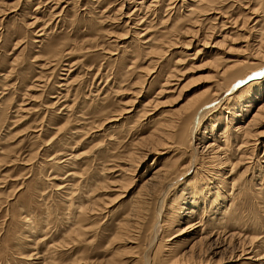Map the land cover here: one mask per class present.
<instances>
[{"label": "rangeland", "instance_id": "obj_1", "mask_svg": "<svg viewBox=\"0 0 264 264\" xmlns=\"http://www.w3.org/2000/svg\"><path fill=\"white\" fill-rule=\"evenodd\" d=\"M152 1L0 0V264H107L116 255L123 264H264V118L247 128L258 139L253 148L237 151L242 134L232 136L264 103V94L250 108L245 99L264 67L231 83L247 70L234 63H252L255 37L264 40V0H215L197 23L186 16L191 0H171L170 9L169 0ZM236 19L246 21L241 30L229 24ZM191 28L200 37L191 38ZM223 67L231 71L220 75ZM215 93L191 129L201 136L221 108L214 132L222 134L226 186L195 171L193 158L188 165L190 148L172 144L142 158L165 118ZM233 99L235 119L232 106L223 109ZM161 164L183 169L159 190L142 189ZM188 184L202 185L200 195L179 204L169 227L167 203L188 201ZM137 195L148 205L141 229L128 233L131 244L118 231ZM228 234L236 239L228 243ZM204 238L211 243H196ZM194 244L193 257L172 263Z\"/></svg>", "mask_w": 264, "mask_h": 264}, {"label": "bare ground", "instance_id": "obj_2", "mask_svg": "<svg viewBox=\"0 0 264 264\" xmlns=\"http://www.w3.org/2000/svg\"><path fill=\"white\" fill-rule=\"evenodd\" d=\"M153 1H158V0H153ZM152 1V2H153ZM242 0H232V2H236V3H239L241 2ZM245 1H248V2H253L254 0H245ZM259 2H262L260 0H258ZM215 0H191L190 1V4L187 6V9H186V12H187V15L186 16H192L194 17L195 15H204V14H207L209 11H210V7L214 4ZM264 2V1H263ZM151 3V2H150ZM173 2H171V0H169V3L166 7V9H170L172 8V5ZM147 7H144V5H142V2H140V8L146 12ZM138 11V10H137ZM136 10H134L133 12H137ZM166 11V10H165ZM213 11V10H211ZM255 11V10H254ZM207 12V13H206ZM264 14V12H263ZM127 17V16H126ZM202 17V16H201ZM264 21V17H262ZM261 18V19H262ZM129 21V20H128ZM141 21V20H140ZM140 21H137V22H140ZM199 20L197 18L194 17V20L192 21V23H197ZM130 22V21H129ZM245 20L242 21V23L240 21H238L237 19L236 20H233L232 22H230L229 24H232L234 27L238 28V26L240 27V30L243 28L244 24H245ZM141 23V22H140ZM222 28H224L227 24V21H222ZM224 23V24H223ZM195 28V27H194ZM145 29V28H144ZM199 29V28H198ZM215 29V28H214ZM191 30V34H192V37L193 39H197V37L200 35H198L200 31L199 30H192V28L190 29ZM227 30V29H226ZM143 31H146V30H143ZM256 30H254L255 32ZM171 32V31H170ZM187 32V31H186ZM185 32V33H186ZM212 32V31H211ZM261 32V30L259 31ZM190 33V32H188ZM202 33V32H201ZM225 33V32H223ZM257 33V32H255ZM253 33V34H255ZM263 33V32H262ZM261 33V34H262ZM207 34V33H205ZM211 37L213 35V33H209ZM256 35V34H255ZM259 35V34H258ZM263 35V34H262ZM262 35H259L258 37H255L256 39H258L257 41H259L260 43L258 44L259 48L257 51H254L253 53V61L252 63L250 64H247V63H244V62H237V63H234V66L237 68H241V67H244L245 68V72H243L242 70V73H239V74H236L235 75L233 74L232 76V79H231V83H234L235 81L237 82L238 80L242 81L246 78L245 76H247V74L251 71H255V70H258L262 67H264V40L262 41L261 40V36ZM142 36V35H141ZM214 36V35H213ZM200 37V36H199ZM254 38V40H255ZM41 39V38H40ZM225 38L222 37L221 39V43H223L225 40ZM201 41H203L202 43H200ZM208 39L205 37L203 40L201 39L200 42L198 40V43H200V46L202 45L204 48L207 47V44H208ZM256 41V42H257ZM145 42V41H144ZM146 42L148 43H151L149 40H147ZM254 42V41H253ZM206 44V45H205ZM217 44V42L215 43V45ZM165 45V43H164ZM214 45V46H215ZM213 46V47H214ZM150 50L152 49V46L151 48L148 47ZM203 48V49H204ZM156 48H153L151 52H155ZM261 49V50H259ZM149 50V51H150ZM160 50V49H159ZM158 50V51H159ZM148 51V52H149ZM164 51V50H163ZM151 52H149L148 54H150ZM157 56L158 55H161V50L159 52H157ZM155 53V54H156ZM164 53V52H163ZM153 54V53H152ZM52 62V61H51ZM50 63V62H48ZM152 63V62H151ZM45 65V64H44ZM47 65V64H46ZM217 66V65H216ZM215 66V67H216ZM233 66V65H232ZM233 66V67H234ZM241 66V67H240ZM218 67V66H217ZM235 68V69H236ZM243 69V68H242ZM228 70H230V68L228 67H223L219 70V73L220 75H225L227 74ZM233 70V69H232ZM231 71V70H230ZM230 76V75H229ZM258 79L259 77H254L253 79ZM256 79V80H257ZM246 82V81H245ZM241 83V82H240ZM230 85V84H228ZM239 85V84H238ZM231 86V85H230ZM237 86V85H236ZM229 87V86H228ZM247 89V96L248 97H244L246 99V103L248 104V107H252L251 105L254 103V102H259L260 98L262 97V95L264 94V79L261 81H256L252 84H250L248 87H246ZM232 90V89H231ZM255 92V93H253ZM219 93V92H218ZM250 94L252 96H250ZM201 96V97H200ZM203 94L202 95H197L195 96L194 98H190V102L188 103L187 107H186V111H183L185 110V108L182 110L184 112V114H182L183 112H181V114H179L178 116H176V118H165L158 126V128L156 127L155 131L151 134H149V136H147L146 138L148 139L149 138V144H148V149H146V153L145 155L142 154V158H144L145 160V157L146 155L150 156L152 154H158L160 153L159 151L160 150H167V148H172V144L174 145V149H177V148H180L179 150L183 149L185 151H188V149L190 148L192 150V154L190 156V159H189V162H188V165L191 164V160L192 158L194 159V170L197 171L198 169V172L201 171L202 174H206V176H208V179L210 180L211 183H215L216 186H219L218 188L221 189V187L223 186H226L228 182H222L221 181V178H223L224 175H226V172L224 171V173L222 174V177H221V170L223 171L224 170V167H226V164L223 160V158H221V155L223 154V151H222V148L223 146H221V144H219V137H221V132H220V135L219 137L216 136V133L214 132V128H215V122L219 121V119L221 118V108L218 110V113L217 115L215 116V118H212V119H209L208 121H210V123L208 122V124L205 126V128L203 129L202 133H201V136H199V134L197 136H195V138L192 136L193 134V129H191L193 123H194V120H201L202 119V116L205 115V113L208 111V107L213 104L214 102H216L217 100V96L218 94L215 93L213 94L212 98H208L204 95V97L202 98ZM219 97V96H218ZM208 98V99H207ZM242 98V97H241ZM248 99V100H247ZM241 103V101L243 99H239ZM232 101V102H231ZM230 103L231 104H227L226 105V108L224 107L223 109H227L229 110V108L232 106V108L230 109V116L231 118L233 117L234 119L237 118V113H239L240 111H238L240 108H238V103L235 102V99L231 100ZM237 101V100H236ZM187 102V101H186ZM243 102V101H242ZM263 102V101H262ZM244 103V104H246ZM230 105V106H229ZM261 105V104H260ZM249 110V109H248ZM227 112V111H226ZM177 114V113H176ZM165 115V114H164ZM183 115V116H182ZM264 103L259 106V108L256 110V112L252 115V117H250L251 119L247 122L246 124V127L244 128H236L233 130V135L234 138L236 139L237 138V135L238 133L240 132L241 135V139H240V146L238 147L237 151L238 150H241L240 147H244V146H249L248 144H250L251 142V148L254 147L253 143L254 142H257V140H254L251 141L250 138L253 136L251 135L252 134V130H249L247 129L250 125L253 126L254 123H256L257 121L259 122L260 120H262L264 117ZM163 118V116H162ZM207 122V121H206ZM200 123V122H199ZM255 125V124H254ZM257 126V125H256ZM196 127V126H195ZM194 127V128H195ZM255 127V126H253ZM252 127V128H253ZM197 128V127H196ZM200 128V127H199ZM251 128V129H252ZM218 133V132H217ZM244 134V136H243ZM243 136V137H242ZM255 136V134H254ZM254 138V137H253ZM252 138V139H253ZM260 139V138H259ZM145 138H143L141 141H144ZM222 141V140H221ZM259 142V141H258ZM140 143V142H139ZM221 143V142H220ZM176 144V145H175ZM198 144H201L202 147L201 148H198L199 146H196ZM200 145V146H201ZM263 145V144H262ZM198 149H201V151H198ZM245 150V149H244ZM145 151V150H144ZM138 153H142L141 151H138ZM202 153H205V157H204V160L202 162H199V159L198 156L199 154L200 155H203ZM162 154H164L162 152ZM137 155V154H136ZM138 158V161L140 160V156H137ZM140 157V158H139ZM147 158V157H146ZM155 158V157H154ZM143 160V161H144ZM168 162V161H167ZM178 163V162H177ZM132 165V164H131ZM163 167H156L153 171L155 172H152L149 177H147L146 179L144 178V180H142L141 182V188L142 189H146L147 187L148 188H151L152 190H155L157 187L158 190L160 189V187H162L164 185V183L166 181H168L169 177L171 175L174 176L175 172L178 171V168H180V166L178 165H171L170 167H167L166 165L164 164H161ZM197 165V167H196ZM128 166V165H127ZM182 167V166H181ZM259 167V166H258ZM132 168H133V165H132ZM181 170L183 168H180ZM185 169V168H184ZM178 173V172H177ZM176 173V174H177ZM185 173V172H184ZM200 173V172H199ZM198 174V173H197ZM172 177V176H171ZM133 179V178H132ZM130 179V180H132ZM201 179V178H200ZM130 180H128L127 182H129ZM226 180V179H225ZM224 181V180H223ZM133 182V181H132ZM131 183V182H130ZM206 184V183H205ZM169 185V184H168ZM211 185V184H210ZM221 186V187H220ZM189 184L187 186H185L183 188V190L185 192H187V196L188 198L190 196L192 197H195V196H198L200 195V191H201V187L202 185L199 187V186H195V190L193 188L190 187V190H189ZM204 187V186H203ZM212 187V186H211ZM141 189V190H142ZM215 189V188H214ZM151 190V191H152ZM206 190V189H205ZM156 191V190H155ZM204 191V190H203ZM202 191V192H203ZM209 191L211 190H208V193ZM213 191V190H212ZM145 192V191H144ZM142 193V194H147V193ZM214 192V191H213ZM216 192V191H215ZM207 193V192H206ZM139 194V193H138ZM150 192L148 191V194L149 195ZM183 194V192H182ZM227 194V193H226ZM146 195V196H147ZM202 195V194H201ZM209 195V194H208ZM143 195L139 196L137 195V197L134 199L133 201V204L130 208V213H128V215H125L124 217V221L119 224V235L118 237H123V239L125 238H128L126 241L128 243H131L132 244V239L130 238V234L128 235V233L130 232H133V230H139L141 229V226L140 224L143 223V221L145 220V217H144V214L146 213V210H147V205L148 203L146 202L147 199L143 198L142 197ZM150 196V195H149ZM184 196V195H183ZM191 197V198H192ZM206 197V196H205ZM187 198V197H186ZM189 198L186 199L188 201H185V198L184 200H180L181 198H176L175 200L172 201V203H167V208L165 209L166 212L168 211V213L163 217V220L162 222L165 224H168V226H172L173 225V215L176 213L177 210H180L182 209L183 206L179 205L180 203H189V202H192ZM195 200V199H194ZM200 200V199H199ZM198 201V199H197ZM205 202V201H203ZM208 202V200H207ZM130 203V202H129ZM201 203V202H200ZM161 204V202H160ZM159 204V205H160ZM205 204V203H203ZM71 207V206H70ZM165 207V206H163ZM162 207V209H163ZM161 213V212H160ZM159 213V214H160ZM163 214V213H162ZM165 214V213H164ZM163 214V215H164ZM187 214V213H186ZM146 216V215H145ZM181 216V215H180ZM187 216V215H186ZM190 217V216H189ZM188 217V218H189ZM140 219V220H139ZM161 219V218H160ZM160 223V222H159ZM191 223V222H190ZM165 224V225H166ZM197 224V223H196ZM195 225V224H194ZM198 227V226H197ZM195 227V228H197ZM194 228V229H195ZM81 230V229H80ZM156 231V230H155ZM189 231V230H188ZM139 233V232H138ZM77 234V233H76ZM195 234V233H194ZM229 235V234H228ZM233 235V234H232ZM195 236V235H194ZM230 236V235H229ZM133 237V236H132ZM234 239H236L234 236H230L227 240H228V243L232 242ZM205 240H208V239H199L198 242L196 243H204ZM226 239L224 241H227ZM204 241V242H203ZM209 241V240H208ZM230 241V242H229ZM126 242V243H127ZM134 242V241H133ZM207 242V241H206ZM205 242V243H206ZM210 242V241H209ZM136 243V242H134ZM211 243V242H210ZM201 245V244H200ZM204 245V244H203ZM210 245V244H209ZM219 245V244H218ZM119 246V245H118ZM124 246V245H123ZM202 246V245H201ZM200 246V248H201ZM125 247V246H124ZM137 247V246H136ZM203 247V246H202ZM206 247V246H205ZM198 248V246H196V244H194L193 246H191L189 248V250L187 252H182L180 253L179 256H176L177 253L175 254H172L170 260H172V263L174 262H177L178 261V258H180V256H184L186 257L188 254L190 255V257H193L194 255V252L195 250ZM195 249V250H194ZM203 248H201L202 250ZM205 249V248H204ZM215 250H218L215 251V253L213 254H217V253H220L221 251V245L213 248ZM200 250V252H201ZM123 252V251H122ZM244 251H242L243 253ZM197 253V252H196ZM206 253V252H205ZM122 254V253H119V255ZM192 255V256H191ZM199 255V254H198ZM209 255V254H208ZM244 255V254H243ZM241 256V254L239 255V257ZM120 257V256H118ZM203 257V255H202ZM115 259H112L111 261L108 260L107 261V264H123L124 262L120 263L119 258H117V255L114 257ZM199 258V257H198ZM205 258V257H204ZM200 259V258H199ZM251 259V258H249ZM122 260V259H120ZM201 260V259H200ZM219 260V259H218ZM217 260V261H218ZM146 261V260H145ZM203 261V260H202ZM201 261V264L203 263ZM205 261H206V258H205ZM208 261V260H207ZM215 261V260H214ZM133 262V261H132ZM147 262V261H146ZM148 263V262H147ZM190 263V262H189ZM182 264V263H181ZM205 264V262H204Z\"/></svg>", "mask_w": 264, "mask_h": 264}]
</instances>
